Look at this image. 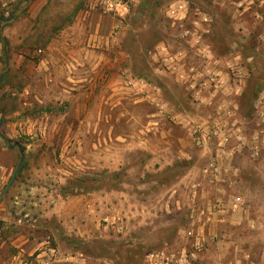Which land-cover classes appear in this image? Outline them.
<instances>
[{"label": "rangeland", "instance_id": "1", "mask_svg": "<svg viewBox=\"0 0 264 264\" xmlns=\"http://www.w3.org/2000/svg\"><path fill=\"white\" fill-rule=\"evenodd\" d=\"M184 1L178 25L172 0H133L121 16L92 0H0V131L24 154L1 196L20 153L0 138V264H264L263 134L248 122L204 171L216 142L191 136V45L178 40L191 1H206ZM213 9L224 51L241 33Z\"/></svg>", "mask_w": 264, "mask_h": 264}, {"label": "crops", "instance_id": "2", "mask_svg": "<svg viewBox=\"0 0 264 264\" xmlns=\"http://www.w3.org/2000/svg\"><path fill=\"white\" fill-rule=\"evenodd\" d=\"M200 1L206 3L200 5L191 1V36L179 35L178 40L191 45L187 51L188 55L191 51V127L195 124L204 127L207 122L223 117L224 111L230 110L232 117L225 123L235 136L246 138V125L254 120L258 126L251 131V136L264 135V80L249 83L251 75L264 72V65L258 62V59H264V0ZM178 2H170L169 18ZM217 7L225 12L230 29L241 33L226 38L230 41V48L224 51L215 47L211 34L217 20L213 8ZM174 10H177V15H184L179 9ZM245 12H250L252 22L245 19ZM185 17L186 14L181 20L171 19L179 25ZM205 18L210 22L205 23ZM248 24H252V28ZM243 45L249 51H244ZM187 53L182 52L183 56ZM176 64L177 69L180 64ZM233 71H238L240 76L231 81L229 76ZM249 94H252L251 98ZM243 106H250V116L245 114ZM219 156L217 153V160Z\"/></svg>", "mask_w": 264, "mask_h": 264}, {"label": "built area", "instance_id": "3", "mask_svg": "<svg viewBox=\"0 0 264 264\" xmlns=\"http://www.w3.org/2000/svg\"><path fill=\"white\" fill-rule=\"evenodd\" d=\"M133 0H92V7L99 8L104 13L110 15V16H121V8L126 9L128 6V2ZM174 7L179 9L181 12L186 14L188 11V6L186 1L179 0ZM173 9V10H174ZM172 10V16L170 18L175 20H181L183 19L184 15H177V10ZM258 19H261V16H257ZM205 23H209V19H204ZM118 36V26L115 25L112 30L110 31L108 37L114 42ZM41 52V50H38ZM234 75L240 76L238 71H235ZM131 83V82H130ZM137 83L144 89L142 92L145 93L147 88L150 86L142 79L137 80ZM147 97V96H146ZM232 117L231 111L226 110L223 113V117L216 118L212 120V125H205L202 127L200 124H195L191 127V136L193 138V141L196 145L202 146L207 139H213L214 142H216V148L215 153H219V155L224 154V150L228 149V146L230 145L231 139L234 136V134L228 129L227 123H225L226 120L230 119ZM237 137V136H236ZM264 140V135L262 136ZM238 139H242L241 137H237ZM219 161L216 159V157H213L206 167L204 168L205 172H217ZM241 204L240 197H235L233 200L230 201V206L232 209L237 208ZM192 232H189L191 234ZM201 245L199 244L198 240L195 242V249L200 250ZM184 256V254H183ZM192 257H195V253L191 254ZM152 260L160 259L159 264H170L173 260L172 258H169V256L165 255L164 253H161V256L158 254L150 255ZM178 264H190V261L187 259V257H182L178 260H175Z\"/></svg>", "mask_w": 264, "mask_h": 264}, {"label": "water", "instance_id": "4", "mask_svg": "<svg viewBox=\"0 0 264 264\" xmlns=\"http://www.w3.org/2000/svg\"><path fill=\"white\" fill-rule=\"evenodd\" d=\"M1 124H2V120L0 119V127H1ZM0 138L2 140L5 141V143L7 144V147L9 149H12V148H17V150L19 151L20 153V158H19V161H18V164L12 174V177L10 178L9 182L6 184L4 190H3V193L1 194V196H3V194L5 193V191L7 190V188L10 186V184L12 183V181L14 180L15 178V175L17 173V171L19 170V168L21 167V164L23 162V158H24V154H23V148L22 146L18 143V142H11L8 138H6L0 131Z\"/></svg>", "mask_w": 264, "mask_h": 264}]
</instances>
